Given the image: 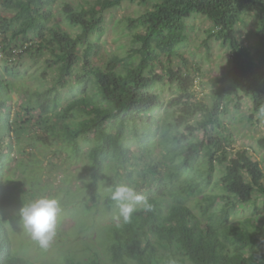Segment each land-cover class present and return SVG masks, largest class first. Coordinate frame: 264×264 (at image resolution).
<instances>
[{"label":"trees","instance_id":"16d2710c","mask_svg":"<svg viewBox=\"0 0 264 264\" xmlns=\"http://www.w3.org/2000/svg\"><path fill=\"white\" fill-rule=\"evenodd\" d=\"M124 1L151 0H95L76 7L64 3L68 24L78 27L73 31L48 26L57 0H0V60L9 76H0V264H37L12 246L5 215L25 200L3 198V178L26 176L12 184L15 197L30 193L52 198L54 170L65 167L62 181L69 184L74 176L64 163L82 159H87V166L78 176L89 173L88 185L98 189L108 170L114 174L104 194L107 208L116 202L112 193L125 180L141 192L145 187L142 196L150 210L143 202L128 222L108 225L106 258L95 251L83 258L66 256L63 264H264V225L253 218L233 222L238 205L264 191L262 166L248 150L234 152L226 138L224 142L209 133L223 129L225 93L234 95L236 109L249 98L252 111L264 115V0H155L152 9L127 18L132 40L139 45L132 49L134 54L115 55L104 66L97 65L93 58L100 47L93 33L103 13ZM244 11L258 14L254 51L242 45L236 32ZM193 14L210 19L208 38L221 40L230 50L231 66L217 81L211 107L192 91L195 76L190 70H157L164 55L187 63L178 49L188 41L186 20ZM46 54L47 66L55 70L53 81L45 88L26 87L15 99L14 87L24 86L19 68L23 58ZM46 74L43 70L36 79L42 82ZM164 82L176 93L166 105L153 89ZM160 108L162 123L155 114ZM195 115H202L198 124L203 134L186 143L180 128L191 129L186 122ZM27 141L52 149L48 165L37 156L34 167L23 160L15 163V144ZM157 148L165 154L156 155ZM217 164L225 165L224 172L214 181ZM10 165L15 168L8 177ZM94 192L91 199L101 195ZM200 194L204 195L198 200Z\"/></svg>","mask_w":264,"mask_h":264},{"label":"rangeland","instance_id":"374dc122","mask_svg":"<svg viewBox=\"0 0 264 264\" xmlns=\"http://www.w3.org/2000/svg\"><path fill=\"white\" fill-rule=\"evenodd\" d=\"M95 0H57L54 5V17L48 23L49 27L67 30L68 28L77 31V26L68 24L62 12L64 3H69L73 6L88 5ZM155 0L148 3L135 2L131 3L124 1L121 5L110 8L103 13V22L97 26L94 31V39L100 47V53L93 58L95 64L104 66L115 55L127 57L134 54L132 49L138 47V44L133 42L134 31L127 28V18L136 17L153 8ZM186 33L188 41L182 45L178 52L185 56L187 63L178 57L162 56L161 63L157 70L161 74H165L164 68L185 69L190 70L195 76L193 90L197 99L203 101L210 106L214 101V91L217 90V81L222 77L231 66L229 46L216 38H208V30L212 28V21L202 14H193L187 20ZM258 23V14L254 11H244L242 20L236 25V32L242 45L251 51H254L257 46L256 28ZM207 42L205 43V40ZM48 54L40 58H30L26 56L20 64V71L24 74L23 87H14V97L19 99L22 96L23 90L28 87L45 88L53 81L55 70L47 66ZM134 59L137 61V55ZM187 65V68L184 66ZM4 62L0 60V76L9 78L3 70ZM43 70H46V79L39 82L38 77ZM77 85H74L76 87ZM219 87V85H218ZM161 97L164 104H168V100L175 97L174 88L168 83H158L153 88ZM68 88L64 90L67 92ZM71 97V95H70ZM67 100L65 99L64 102ZM252 102L249 98H243L239 109L235 108V97L232 93H225L222 95V126L220 128L209 131L212 135H219L227 141L230 149L237 152L240 149H246L249 155L258 161L264 171V115L261 113H254L252 111ZM157 120L162 123L164 118L163 108L155 111ZM202 115H195L186 124L191 125L189 129L182 126L181 132L185 133L184 142L190 143L202 137L203 131L199 128V122ZM184 124V125H186ZM211 129V127H209ZM216 129V131H215ZM228 137V139H227ZM25 138H29L27 135ZM226 138V140H225ZM30 144V145H29ZM84 147L85 143L82 144ZM23 149V151H22ZM52 149L42 144L32 146L30 141L27 144H15V163L18 164L23 160L24 164L34 167L32 159L37 156L42 160L41 164L48 165ZM136 151V150H135ZM165 152L157 148L156 155L163 156ZM68 155L64 154V160H68ZM87 159L68 160L64 165L69 164V172H71L72 180L69 184L63 183L66 178V173L63 169L54 170L53 180L55 191H49L52 198H56L60 202L62 211L58 217L56 233L53 239L49 242L46 248L41 247L35 240L32 239L22 225L19 209L14 208L9 211L5 218L9 222V229L11 230L12 246L17 253L32 259L37 264H63L66 262V256H75L83 258L86 256H94L95 251L106 258L105 240L108 234L107 227L112 223H118L124 220L120 215V209L117 201L106 207L104 203V194L110 190L113 185L112 177L114 174L109 170L99 180L98 189L94 186L88 185L87 181L91 179L89 173H85L81 179L80 172L87 166ZM202 167V163H199ZM224 166L217 164L214 173V181L218 180L224 172ZM14 165H10L6 172V176H11L14 173ZM13 168V169H12ZM17 170V169H16ZM44 174V173H43ZM48 180V174H44ZM71 178V177H68ZM17 179L24 181L26 176L18 173L15 177H9V180L3 178L1 184V192L3 198L20 197L25 200L24 204L30 203L40 197H45L43 194L31 196L30 193H19L17 197L11 194V186L15 185ZM85 179V180H83ZM111 180V181H110ZM18 183V182H17ZM264 184V177L262 180ZM26 184V183H24ZM125 185L134 189L139 195H143L145 187L142 192L132 183H125V180L120 181L119 186ZM19 186V184H18ZM28 187V184L25 185ZM14 189V188H13ZM66 189H70L68 192ZM101 192L97 198H92L94 191ZM37 194L39 190H36ZM204 194L197 195V199H202ZM95 196V195H94ZM6 200V199H4ZM3 200V201H4ZM195 201H197L195 199ZM23 204V205H24ZM90 206V208L87 206ZM143 202H132L133 209L140 207ZM21 205V204H20ZM18 205V206H20ZM195 211L199 210L195 208ZM246 218H253L264 225V191H257L254 194L253 200L249 203L239 204L236 213L233 216V222L238 223ZM106 227V229H105Z\"/></svg>","mask_w":264,"mask_h":264},{"label":"clouds","instance_id":"9594fccd","mask_svg":"<svg viewBox=\"0 0 264 264\" xmlns=\"http://www.w3.org/2000/svg\"><path fill=\"white\" fill-rule=\"evenodd\" d=\"M112 198L117 201L120 215L125 222L131 219L134 211L132 202H144V207L150 210V206L144 201V197L128 186H118L112 193ZM62 211L60 202L56 198L40 197L30 203L24 204L19 209L22 225L41 247L46 248L56 233L58 217Z\"/></svg>","mask_w":264,"mask_h":264}]
</instances>
